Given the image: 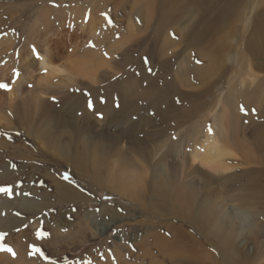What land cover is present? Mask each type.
<instances>
[{"label": "rangeland", "instance_id": "rangeland-1", "mask_svg": "<svg viewBox=\"0 0 264 264\" xmlns=\"http://www.w3.org/2000/svg\"><path fill=\"white\" fill-rule=\"evenodd\" d=\"M113 1L119 0H110L109 2L114 3ZM147 1H124L122 3L124 8L122 18L127 21L123 22L120 10L115 15L109 14L108 10L103 8L98 10L96 6L103 7L102 1L98 0H0V83H7L10 86V90L0 89V96L9 95L10 91L17 92L15 97L12 96V101L7 103L5 99L0 106V114L4 117V123L0 125V187L12 186L13 188L11 196L0 193V217L11 219V229L0 232L8 233L3 242L10 245L17 253L15 258L7 253L8 256L0 258L2 262L47 264L39 256L30 257L28 255V246L36 244L47 256L55 260L56 264H182L183 261L187 262L185 264H229L226 260L227 256L222 255L224 252L238 257L237 264H264V209L260 211L253 206L251 208L238 205V198L244 197L246 193L239 189V183L233 175L237 113L250 114L251 121L254 109L253 94H257L259 99L264 97V80L256 79L252 86L250 79L246 81L247 83L240 84L241 80L233 52L231 49L228 51L225 45L214 46L212 42L207 41L195 46L185 43L181 33H185L187 25L192 20L189 15L181 13L174 19L172 26L166 27L162 33V37H169L171 45L164 48L159 46L158 48H161V52L165 54L157 53L156 58L161 61L169 54L174 63L170 68V73L164 78L167 81L161 78L144 83L143 80L144 84L141 88H149L150 92H155L140 99L142 108L140 114L143 121L139 124L142 127L140 128L141 133H137L136 136L147 148L144 147L143 153L140 149H128L126 165L138 170V173H135L132 168L129 170L130 174L133 171L131 176L135 183L134 192L136 194L142 192L141 194L147 195V192L144 191L145 185L151 188L150 181L157 179L160 182H166L167 186L172 182L177 185L186 183L191 186L185 191L195 195L196 211L200 204L210 207V214L207 215V221L210 222H207V231L213 232L216 239L211 237L206 239L204 235L197 232L192 224H188L190 228L181 229L184 232V237L183 234L180 237H174L173 234L182 224L181 221L170 217L158 219L152 217L122 193L99 185L96 180L104 177L102 171L101 174H97L88 165L85 169L73 168L70 161L56 158L49 151L46 152L39 138H33L32 134L27 135L28 133L24 130V125L19 119L20 115L15 113L16 109L23 111L22 104H28L30 98L27 97V94L32 95L30 92H33V95L37 94V90H40L38 94L41 91L42 93L47 92L46 97H49V102L53 103L55 108L59 107L55 105L56 99L53 98L62 95L66 90L81 93L78 89L81 85L71 87L76 84V81L71 84V80L68 79L75 74L74 70L80 63H84V60L88 64V59H90V63L93 65L85 64V66L94 68H91V71L94 70L93 75L97 81L100 80V83H106L108 80L112 82L113 77H118L124 70H130V73L135 70L130 65L119 62L121 50L118 47L122 40L117 42L119 36L122 38L121 32H125V26L128 27L129 21L132 22L134 30H138L133 32L139 37L149 34L150 28L155 22L147 16L149 14L145 8ZM134 3L138 6V10L140 9L139 11L129 10V6H134ZM91 7L94 9L93 11ZM58 8L62 9L58 12ZM86 8H90V10ZM104 10L106 12H102ZM137 11H142V13H138L139 15L134 13ZM55 13L61 14L60 19ZM36 24L37 26H35ZM119 25L122 27L121 30ZM109 27L114 28L115 36L107 33ZM100 38H104V41ZM89 40L91 43L97 40L104 51L100 47L92 46L91 43H88ZM114 43H117V48L112 46ZM88 45L91 48H88ZM33 47L36 49L35 53ZM168 49H171L172 52H168ZM178 50L182 56L175 60L173 53ZM89 51L92 52L88 55ZM37 53L38 55L45 53L48 63L54 68L60 69L62 73H46V69L44 70L38 65L39 56L37 57ZM140 54L144 63L143 68H151L152 74L148 70L147 74L154 76L157 63H147L146 65L145 58L147 56L143 53ZM197 60L201 63H196ZM107 74L108 76L105 77ZM78 78L88 82L92 80V78H82L77 75L76 79ZM93 82L94 80L91 83ZM65 83L70 86H64ZM257 83L261 86L259 87ZM91 85L98 91L102 87V84ZM37 86L40 87L37 88ZM35 87L37 92L34 90ZM101 90L95 92L98 97L100 96L99 100H103L104 92L106 93L103 87ZM247 97H249L248 100ZM191 99L195 100L194 103H202L200 112L198 110L195 114L196 110H193L188 114V123L185 122V119L175 118L174 114L183 112L184 110L180 111V109L185 107L183 105L191 103ZM241 107L245 111L242 112ZM225 114L228 116L227 118H225ZM74 117L81 118L80 115ZM248 117H244L243 122L246 123ZM147 119L150 121L147 122ZM220 123L221 129L217 127ZM127 127V134L133 136L136 126L128 123ZM247 127H249V131L246 130L245 137L250 138L252 122ZM212 131L216 132L221 146L229 148L228 150L233 153L228 154L221 150L219 159L228 165L227 171L214 172L208 168L191 166L189 163L188 154L191 149L201 142L202 138H205L206 133ZM151 133H157L156 137L151 136ZM129 140H131V136L126 135L125 132L124 143L128 145ZM150 143L151 145H149ZM148 146L153 149L149 150ZM167 149L171 151L167 153ZM19 152L22 156L15 154ZM12 153L14 154L12 155ZM27 157H31V159ZM5 165L7 170H4ZM94 173L97 174L95 177ZM29 177H33V181L37 180L36 187L40 188L39 194L33 188H26V183L31 181ZM57 181L72 186L82 194V197L62 202H56L57 200L50 196V198L48 196L43 198L41 195L43 191L49 189L48 192H50L53 183ZM191 183L195 185L193 186ZM162 186L165 185L162 184ZM39 203H45L44 207H39ZM8 205L11 207H6ZM217 206L218 211L214 214L211 211ZM220 218L223 221H220ZM40 228L49 233L46 238L37 239L35 232ZM16 229L20 230L16 231ZM188 232L193 241L187 234ZM180 239L183 240L182 243L179 241ZM226 240L228 243L224 245ZM181 249L186 251L191 259L194 256H203V260L186 261ZM3 253L6 254V252H0V255L2 256ZM245 255L248 256L244 258ZM241 258L245 260L243 261Z\"/></svg>", "mask_w": 264, "mask_h": 264}, {"label": "bare ground", "instance_id": "bare-ground-1", "mask_svg": "<svg viewBox=\"0 0 264 264\" xmlns=\"http://www.w3.org/2000/svg\"><path fill=\"white\" fill-rule=\"evenodd\" d=\"M98 1L100 2L102 1L103 3V7L100 8L95 5L98 10H101L103 8L108 10L109 14H114V15L118 10H120V12L122 13L121 21L123 22L127 21L125 18H124L125 20H123L122 18L124 16V8L122 3L126 0L113 1L114 3H110L109 2L110 0H98ZM129 7H130L129 10H133V11L138 10L137 8L138 6L135 5V3L134 6L131 5ZM145 8L146 10L149 11V14L147 15L148 18H150L153 22H155L152 28H150L151 31L149 32V34H146L144 37H139L135 32H133L136 29L134 30L132 26L133 24H131L132 22L129 21L128 24L126 23L128 27L125 26L124 29L125 32L124 33L121 32L123 34V36L121 35L123 39L120 38L119 36L118 42L116 41L117 43H119V41L122 40V42L120 43L121 45L118 47V49L121 50L119 56L120 58L119 62L125 63L126 65L128 64L131 67L135 68V70H133L131 73L129 72L130 70L127 71L124 70L112 82L108 80L106 83H100V80L97 81L95 79V75H93L94 70L91 71L92 67L91 68L89 67L90 64L92 63H90V59H88L87 57L89 61V62L87 61L89 64L88 67L90 69L88 67L87 68L89 70L86 68L85 64L86 65L88 64L85 63L86 60H84L85 62L80 63V65L76 67V69L74 70L75 74L68 79L71 80L70 82L71 84H73V82L76 81V84H73V86L71 87H76V85H81V87L78 89L82 94L77 93L76 91L66 90L62 95L55 97L56 99L55 105L59 107V108H55L54 104L49 102L48 99L49 97H46L47 92L42 93L41 91V93L38 94L40 90H37L35 87L34 90L38 91V92L36 91L37 94H35L34 92L35 95H33V92H30L32 93V95L29 94L31 97L27 94V97L30 98L29 102H27L28 104L24 101V103H26L27 105L22 104L23 111L16 109L15 113L18 116L20 115L19 119L24 125L23 126L24 130H26V132L28 133L27 135L32 134L31 136L33 138L35 137L39 138L41 144L43 145L42 147L45 148L46 152L49 151V153L53 154V156H55L56 158L59 157L65 161L67 160L68 162L70 161L72 163L73 168L85 169V167L88 165L92 167L97 174H101L102 171L104 177L103 178L101 177L96 180L98 181L99 185L108 188L110 190L122 193L124 196L128 197V199L133 201L141 209L149 213L152 217L157 219L161 217H170L181 221L182 224L178 226L177 231H175V233L173 234L174 237H180L184 233L182 232L181 229L190 228L188 224H192L197 230V232L204 235L206 239L210 237L216 239L215 237L216 235L213 232L207 231L208 228L207 215L210 214L209 213L210 207H208L206 204H200L199 209L196 211L194 204L196 201V197L195 195H192V193L188 194V192L185 191L186 188L191 187L186 185V183L177 185L174 184V182H172L167 186L166 182L162 181L163 182L162 183L157 179L150 181L151 188L145 185L144 191L147 192V195L146 194L143 195L144 193L141 194L142 192L140 194H136L134 192L135 183L131 175L133 174V171L135 173H138V170H134L135 167H130L133 169V171L131 170L132 174H130L129 172L130 168L129 166L126 165L127 155L129 152L128 149H132V148L137 150L140 149L143 153L144 147L147 148L146 145L143 146L141 144L139 137L136 136L137 133H141L140 128L142 127H140L139 124L141 121H143V117L140 114V109H142L140 105V99L150 96L151 94H153L154 91L150 92L149 88H145V87H143L142 89L141 88L142 85L152 79L160 80L161 78L164 79L165 77H167L168 74L170 73L171 70L170 68L171 66H173L172 64L174 63L172 62V56L170 57L169 54L168 57L165 55L166 56L165 59L161 61L160 59L156 58L157 53H162L161 48L171 45V40L169 39V37L167 36L162 37V33L165 30V28L172 26L174 19L181 13L186 14L187 16L189 15V17H191L192 20L187 25L185 33H181V35L183 34L182 40H184L185 43L187 42L191 46L200 45L201 42H205V41L210 43L212 42L214 46L217 45L220 47V45H225V48L227 50L231 49V51L233 52L235 59L234 61L237 66V71L239 74V79L241 80L240 84H243L248 79H250L252 81L250 82L252 86L254 80L256 79H258V81L264 80V0H148L146 2ZM61 9L62 8H60V10ZM81 9L83 8L81 7ZM60 10L58 8V12ZM87 10H90V8ZM93 10L94 9L92 8V11ZM106 10L102 12H106ZM138 11L134 13L136 14L142 13V11L141 12ZM55 14L58 15V13ZM58 16H59L58 18L60 19L61 14ZM46 19H45V23L47 21ZM57 19L54 20L56 21ZM35 26H37V24ZM121 28L122 27L120 26V30ZM147 28L148 27H146V29ZM34 33H36L35 30ZM107 33H109L111 36L114 35L115 34L114 28L109 27L107 29ZM100 40L104 41V38L103 39L100 38ZM95 41L91 43L89 40L88 43H91L92 46L100 47L97 40ZM116 44L114 43L112 44V46L117 48ZM159 46H161L160 49L158 48ZM87 47L91 48L90 45H88ZM207 47L209 46L207 45ZM100 48L102 49V47ZM157 48L159 49L158 51ZM91 50L94 51L96 49H91ZM169 50L171 49H168V52H172V50L171 51ZM90 52L92 51L87 52V54L89 55ZM208 52H212V51H208ZM45 53L42 55H38L39 58L37 61H38V65H40V68H44V70L46 69V73L48 74H51V72L59 73V74L62 73L60 69L54 68L53 66H51L50 63H48ZM140 53H143L147 56L148 63H153V62L157 63V69H154V76L147 74L148 68L145 67L143 68L144 63L142 62V57ZM181 56L182 55L179 50L173 53V58L175 60L177 59V57H181ZM202 72L204 71L202 70ZM76 74L81 76L82 78L83 77L89 79L92 78L91 82L93 80L94 82L91 83L79 78L76 79L77 78ZM176 75L177 74H175V76ZM106 76H108V74L105 75V77ZM143 80L145 81L144 83ZM159 80L157 81L159 82ZM164 80L167 81V79ZM78 81L80 82L78 83ZM48 84L50 83L48 82ZM91 84H96V85L102 84V87L106 91V93L104 92L105 96L103 102H101L102 101L101 99L99 100L100 96L98 97V95L95 94V92L102 91L101 90L102 87L98 91V89L94 88V86H92ZM257 84L259 87L261 86L259 85V83ZM68 85L70 86V84L65 83L64 86H68ZM39 87L37 86V88ZM237 91L239 92V90ZM84 92H86L87 95ZM16 93H17L16 91H10L9 95L4 94V96L3 95L0 96V106L2 105V102L5 101V99L8 103V101L11 100L12 96L15 97ZM89 99H91L93 104L92 109H89L87 107V103ZM248 99L249 97H247V100ZM191 100H192L191 103L195 104L194 103L195 100L193 99ZM117 103H119V107L115 106ZM252 103H253L254 111H253V115L251 116V121L249 116L250 114L246 113V115H244L241 112L240 113L238 112L239 114L237 113V118L235 120V151H234L235 162L233 165L234 166L233 175L239 183L238 184L239 189L241 191H245L246 193L244 197L238 198V205L240 207L250 206L251 208L253 206L261 211L262 209H264V97H262V99H259V97H257V94H253ZM196 104L198 103L196 102ZM98 113L102 114V117L98 115ZM76 115L77 116L80 115L81 118L74 117ZM227 117L228 116H226L225 114V118ZM244 117H248L246 123L243 122V119L245 120ZM220 118L225 119L223 117ZM3 121H4V117L0 114V125L4 123ZM149 121L150 120H148L147 122ZM216 122L218 124L217 120ZM251 122H252V131L250 134V138H246L245 132L246 130L249 131V127L247 126H249ZM128 123L134 124L136 126L135 128L136 132L133 136L131 134H127ZM221 123L217 127L220 128ZM112 129L114 130L112 131ZM125 132L126 135L131 136V140H129L128 142L129 146L124 143ZM156 135L157 133H153V134L151 133V136L156 137ZM204 137L205 138H202V141L199 142L197 145H195L188 154L190 157L189 158L190 165L197 166L198 168L199 167L204 169L208 168L210 170H213L214 172L227 171L228 165H226V163L219 158L221 157V150L230 154L231 152L230 150H228L229 148L227 149V147L224 148L221 146V143L218 140L216 132L214 131H212L211 133H206ZM149 145H151V143ZM148 149L150 150L153 148H149L148 146ZM170 151H171L170 149H167V153ZM13 154L14 153H12V155ZM15 154L21 155V152ZM27 158L31 159V157H27ZM4 170H7L6 165ZM235 170H236L235 172L236 174L234 173ZM199 172H201V170H199ZM96 173H94V177L97 175ZM205 175H207L206 172ZM29 179L31 181L26 183V188H33L38 193L40 191V188L36 187L37 180L33 181L32 180L33 177H29ZM181 183L184 182L181 181ZM53 184L54 185L51 187L50 192H48L49 189H46L47 191L42 190L43 193L41 195H43V198L44 196H48V198L51 197L54 198V200H57L56 202H62L71 198L82 197V194H80V192H78L76 189H74L72 186L68 184L58 181L54 182ZM162 184H164L167 187L162 186ZM191 185L194 186L195 184L191 183ZM54 200H50V201H54ZM44 205L45 203L38 204L39 207L42 206L44 207ZM3 207L6 209V207H11V205H8L6 207L3 206ZM217 209L218 206L217 208H213L211 212L215 214L218 211ZM220 221L223 220H221L220 218ZM5 229H11V219L0 217V231H3ZM187 234L191 237V234L189 232ZM181 239L179 241H181L182 243L183 240ZM191 239L193 241L192 237ZM227 243L228 241L226 240L224 245H226ZM179 246H181V244H179ZM181 250L185 256L184 258L186 261L192 260L191 262H193L194 260L195 261L203 260V256H198V257L194 256V258L191 259V257H189V254L186 251H183V249ZM222 255L227 256L228 259L226 258V260L228 261L229 264H237L238 257H236L235 255L226 254L225 252ZM3 256H8V254L3 253L2 256L0 255V258H2ZM247 256L248 255H245L244 258H246ZM244 260L245 259H243V261ZM185 263L187 262L183 261L182 264ZM1 264H8V262H2L1 260Z\"/></svg>", "mask_w": 264, "mask_h": 264}, {"label": "snow or ice", "instance_id": "snow-or-ice-1", "mask_svg": "<svg viewBox=\"0 0 264 264\" xmlns=\"http://www.w3.org/2000/svg\"><path fill=\"white\" fill-rule=\"evenodd\" d=\"M33 52L34 53L36 52L35 47H33ZM37 57H38V53H37ZM145 63L146 64L148 63L147 58H145ZM196 63H201V61L197 60ZM148 72L151 74L152 69L148 68ZM113 79H116V77H113ZM0 89L10 90V86L7 83H0ZM86 95H87V93H86ZM53 99H55V98H53ZM101 102H103V100ZM115 106L119 107V103H117ZM87 107L89 109L93 108V104H92L91 99L88 100ZM241 111L242 112L245 111L243 107H241ZM98 115H100L102 117V114L98 113ZM17 135H19V133H17ZM173 139H175V136H173ZM13 167H15V165H13ZM0 193H3L7 196H11L13 193V188H12V186L0 187ZM19 230L20 229H16V231H19ZM7 235H8L7 232H0V252H6V253L10 254L13 258H15L17 256V253L15 252V250L10 245L3 242L5 240V238L7 237ZM35 235H36L37 239H43V238H46L49 235V233L44 231L42 228H40V229L36 230ZM28 247H29L28 255L30 257L39 256L42 260L47 262V264H56V261L52 260L49 256H47L44 253V251L38 245L30 244Z\"/></svg>", "mask_w": 264, "mask_h": 264}, {"label": "crops", "instance_id": "crops-1", "mask_svg": "<svg viewBox=\"0 0 264 264\" xmlns=\"http://www.w3.org/2000/svg\"><path fill=\"white\" fill-rule=\"evenodd\" d=\"M200 102H202V100L200 99ZM206 104V103H205ZM183 106H185V107H183V108H181L180 109V111L183 109L184 110V112L183 113H181V112H179L178 114L177 113H175L174 114V117L175 118H177L178 117V119L179 120H182V119H185V122L186 123H188L187 121V117H188V114H190V113H192V111L193 110H196L195 111V114H196V112L199 110V112H200V110L202 109L200 106H202V103H200V105L198 106V104H191V103H189V104H185V105H183ZM189 109V110H188ZM192 109V110H191ZM177 114V115H176ZM184 114H185V116H184ZM201 114V113H200ZM189 121H190V119H189ZM175 122H176V120H175ZM178 122V121H177ZM178 123H182V122H178ZM191 125V124H190Z\"/></svg>", "mask_w": 264, "mask_h": 264}]
</instances>
